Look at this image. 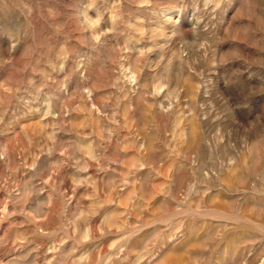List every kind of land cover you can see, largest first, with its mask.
Returning a JSON list of instances; mask_svg holds the SVG:
<instances>
[{"label": "rangeland", "instance_id": "374dc122", "mask_svg": "<svg viewBox=\"0 0 264 264\" xmlns=\"http://www.w3.org/2000/svg\"><path fill=\"white\" fill-rule=\"evenodd\" d=\"M0 264H264V0H0Z\"/></svg>", "mask_w": 264, "mask_h": 264}]
</instances>
